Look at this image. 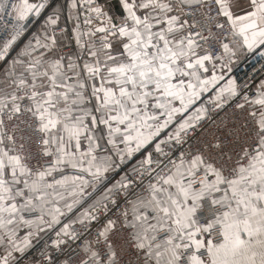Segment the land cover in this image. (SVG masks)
I'll list each match as a JSON object with an SVG mask.
<instances>
[{
    "label": "snow or ice",
    "instance_id": "1",
    "mask_svg": "<svg viewBox=\"0 0 264 264\" xmlns=\"http://www.w3.org/2000/svg\"><path fill=\"white\" fill-rule=\"evenodd\" d=\"M116 3L0 0V264H264V0Z\"/></svg>",
    "mask_w": 264,
    "mask_h": 264
},
{
    "label": "built area",
    "instance_id": "2",
    "mask_svg": "<svg viewBox=\"0 0 264 264\" xmlns=\"http://www.w3.org/2000/svg\"><path fill=\"white\" fill-rule=\"evenodd\" d=\"M59 4L63 3V0H57ZM43 17L38 18L40 21ZM6 19H10L7 18ZM38 25V24H37ZM36 25V26H37ZM33 31L35 28L32 29ZM5 38V32L2 28H0V40ZM264 58H261L258 54L256 56L248 57L243 63H240L236 66L234 74L237 75L241 81L244 80H255L258 82L260 79L264 77ZM221 116L224 113L220 114Z\"/></svg>",
    "mask_w": 264,
    "mask_h": 264
},
{
    "label": "crops",
    "instance_id": "3",
    "mask_svg": "<svg viewBox=\"0 0 264 264\" xmlns=\"http://www.w3.org/2000/svg\"><path fill=\"white\" fill-rule=\"evenodd\" d=\"M63 1L65 2V0H63ZM111 3H112V6H113L114 9H117L118 8V5L116 3V0H111ZM41 23H42V21H41ZM36 27H39V24ZM244 61H242L241 63H243ZM263 79H264V77H263Z\"/></svg>",
    "mask_w": 264,
    "mask_h": 264
},
{
    "label": "rangeland",
    "instance_id": "4",
    "mask_svg": "<svg viewBox=\"0 0 264 264\" xmlns=\"http://www.w3.org/2000/svg\"><path fill=\"white\" fill-rule=\"evenodd\" d=\"M64 3H65V2L63 1V3H62V4H64ZM42 20H43V18L41 19V21H42ZM41 21H40V22H41Z\"/></svg>",
    "mask_w": 264,
    "mask_h": 264
}]
</instances>
